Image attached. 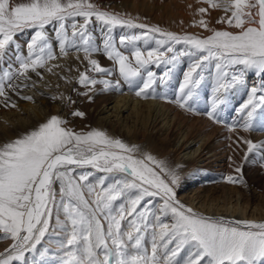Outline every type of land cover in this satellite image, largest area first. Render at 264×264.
Wrapping results in <instances>:
<instances>
[{
	"label": "snow or ice",
	"instance_id": "snow-or-ice-1",
	"mask_svg": "<svg viewBox=\"0 0 264 264\" xmlns=\"http://www.w3.org/2000/svg\"><path fill=\"white\" fill-rule=\"evenodd\" d=\"M204 2L213 9L223 6L225 13L231 12L226 21L221 18L217 22L227 23L239 31L213 29L206 38L179 36L100 11L87 0H28L21 3L0 0V60L6 56L18 33L33 29L27 56L18 60V74L24 76L30 69L35 71L37 67H43L55 58L45 33L46 26L56 27L60 51L66 55L65 21L83 17L79 32L75 30V23L72 28L73 37H80L86 56L102 52L118 66L119 76L129 84L142 78L146 71L147 79L142 81L143 86L136 95L147 98V90L155 83V73L147 70L148 65L154 62L171 65L177 60V54L164 60L165 52L159 48L148 50L146 57L144 51L135 48L131 52L133 63L117 48L111 36L117 25L147 28L148 33L162 37L156 43L160 47L167 45V53H174L175 44L189 46L179 53L194 57V60L184 74L177 104L182 109L190 108L189 101L203 79L201 73L212 61H215L216 69V94L227 91L233 82L243 83L240 76L232 75L229 79L226 69L230 67L243 66L244 70L264 74V0ZM198 11L204 14L207 10L200 8ZM93 16L105 25L102 49L95 45L87 30ZM199 23L208 29L203 19ZM140 38L121 37L119 44L127 47ZM71 43L72 47L81 50L75 39ZM89 64L96 73L113 74L96 59H90ZM167 75L165 72L164 76ZM13 78L10 71L3 73L0 96L5 95L3 81ZM79 83L85 87L98 83L105 89L111 87L110 81L97 80L84 73H81ZM257 91L256 87L251 89L247 102L239 110L246 117L242 125L246 132L253 130L254 113L264 105V95L257 96ZM223 103L220 95H215L209 119L219 122L216 112ZM73 115L83 117L84 113L75 111ZM66 123L53 115L34 130L0 147V233L4 234L0 240L10 238L13 241L9 249L0 253V264L23 261L25 252H35L49 231L54 214L56 224L66 234L61 243V264H181L176 257L185 250L187 256L183 264H264V222L226 220L197 213L177 199L174 186L178 185L179 176L163 161L120 139L111 138L103 131L76 133L65 127ZM229 130L235 129L230 127ZM243 142L247 144V153L257 150L261 167H264V144H255L251 140ZM86 165L100 172L120 175L110 184L100 178L93 185L89 181L90 173L75 174L77 168ZM235 171L240 173L241 168L237 167ZM227 182L243 183V180L228 176ZM148 197H159L162 203L156 208L146 201ZM125 220L127 225L122 226ZM149 236L150 249L145 244Z\"/></svg>",
	"mask_w": 264,
	"mask_h": 264
},
{
	"label": "bare ground",
	"instance_id": "bare-ground-1",
	"mask_svg": "<svg viewBox=\"0 0 264 264\" xmlns=\"http://www.w3.org/2000/svg\"><path fill=\"white\" fill-rule=\"evenodd\" d=\"M119 1L121 0H87L98 10L104 12L108 11L101 9L99 4ZM122 3L125 4L123 9L111 8L119 13L115 14V11L108 13L118 15L123 19H130L135 24L158 27L164 32L179 36L192 35L206 38L207 30L210 33L212 28L217 30V27L223 26L224 23H218V20L223 18L226 21L231 16V12H222L220 8H218L220 10L213 9L204 0H123ZM154 5L155 7L157 5V10H163V13L154 15ZM169 5L171 9H167ZM200 8H205L207 11L201 14L198 11ZM252 11L256 12L257 9H252ZM80 18L83 17L65 21L66 28H72V24H76ZM202 19L207 23L208 29L200 25L199 22ZM117 32L113 41L133 63L131 52L135 48L144 51L145 57L148 50L159 48V51L165 52L164 60L177 54V60L169 66L165 63L157 65L155 62L148 65L147 70L155 73V83L147 90V98L136 95V92L143 86L142 81L147 79L146 71L142 78H137L135 82L129 84L119 76L117 65L108 60L102 52L96 53V57L89 56L87 64L84 67L81 66L80 74L73 81L69 94L67 92L63 110H60L58 105H54L46 114L42 107L40 108V105L35 103V98H31L32 100L28 103L15 105V107L0 106V147L34 130L51 116H59L58 114L62 113L61 119L67 121L65 127L76 133L100 130L111 138L120 139L126 145L136 147L140 152L150 153L157 160L163 161L179 176V183L174 186L177 199L197 213L213 218L222 217L226 220L264 222V168H260L261 160L257 150L247 153V144L243 142L251 140L255 144H264V105L257 108L253 118L254 128L247 132L242 128L246 117L239 111L247 102L253 87L258 90L257 96L264 95V74L258 75L253 70H245L249 74L245 84L235 86L233 83L227 91L221 90L220 94H216L214 89L207 86L208 80L216 77L210 73L215 61H212L214 62L213 67L208 63L201 73L203 79L195 94L203 111L207 108L212 110L215 95H220L223 99L224 103L216 112L219 122H215L208 116L202 114L197 116L195 113L194 115L186 112V109L180 108L177 104L181 95L180 88L174 91L171 80L176 78V74L184 66L186 72L193 63L194 57L179 55L176 52L177 44L173 45L174 53H167V45L160 47L156 43L162 37L156 33H148L147 28H129L119 25ZM33 35V29H25L18 33L6 56L0 60V68L9 65L19 68L18 60L23 59L27 54L24 51L18 54L17 48L27 49V44ZM132 36L141 38L127 47L120 46L121 37ZM47 37L52 45L53 55L57 57L55 49L60 48V45L56 46L57 42L55 45L52 37ZM82 47L83 45H81V50ZM77 55L78 53L73 51L66 56L73 58ZM90 59H96L102 67L111 70L113 74L106 76L92 71V66L89 64ZM169 67L171 69L168 70ZM240 68L243 69V66L228 68L232 71L230 75L235 74ZM165 72L168 73L167 77L164 76ZM81 73L97 80L106 79L111 82V87L105 89L100 83L95 86H82L79 83ZM206 73L209 75L207 76ZM184 74L180 78V84L183 83ZM211 87L213 88V85ZM233 93L236 96L231 97ZM240 93H243V96L238 99L237 95ZM233 98L238 99V103H235ZM75 111L83 112L84 116H74ZM230 127H234L235 130L230 131ZM246 153L247 159L245 158ZM136 155L139 156L140 153ZM237 167L241 168L240 173L235 171ZM81 172L90 173L89 181L93 185L97 184L100 178H104L105 182L110 184L116 176L120 175L119 173L100 172L90 165L75 170L77 176ZM228 176L242 179L243 183H228ZM146 201L156 208L162 203L159 197H148ZM116 203L118 204L119 201ZM165 222L168 220L165 219ZM126 225L127 220L122 222V226ZM3 235L0 233V236ZM65 237L66 234L56 224L54 214L50 221L49 231L37 245V250L25 252L23 261H15L14 264H61V243ZM12 243L10 238L0 240V253L9 249ZM145 244L150 249V236L146 237ZM41 253L45 254L41 255ZM186 256L187 251H182L176 260L183 264Z\"/></svg>",
	"mask_w": 264,
	"mask_h": 264
},
{
	"label": "rangeland",
	"instance_id": "rangeland-1",
	"mask_svg": "<svg viewBox=\"0 0 264 264\" xmlns=\"http://www.w3.org/2000/svg\"><path fill=\"white\" fill-rule=\"evenodd\" d=\"M10 2L21 3V2H28V0H10ZM122 2L123 0L117 3H114V2L101 3L99 4V7L103 10L113 13L112 11H115V10H111V8L123 9L125 4H123ZM222 7L220 8L221 10L220 9L218 10L222 11L223 10ZM167 9H171V5H169ZM116 12L118 11H115V14ZM164 12H165V9H164ZM222 12H224V10ZM159 13H163V10L161 11L157 10V5H156V7L154 8L153 14L155 15ZM83 23H84V18H80L77 20V23H76L77 28L75 29L77 32H79L80 30L79 26ZM227 25H228L227 23H224L223 24L224 27L221 25L220 28L217 27L218 28L217 30L221 29V30H227V31H232V32L239 31V29H236L234 27H229V25L228 26ZM104 28H105V25L101 21H97L95 17H92L90 22L87 25L88 33H90L93 42L95 43L96 46L101 47V49H102L101 41L104 35V32H102V29ZM118 29H119V25L115 26L111 32V36L113 40L117 36ZM211 30H213V28ZM73 31L74 30L72 28L70 29L66 28L67 38H68L67 47H66V51H67L66 55H68V53L70 52L76 51L78 53L77 56L73 58H69V56H66L65 54L61 53L60 48L57 47L55 49V52H57L55 55L57 57L54 56L55 57L54 59L47 61V63L43 67H37L35 71L30 69L24 76H20L18 74V68H16L15 66L9 65V66L0 68V78L3 77V73L5 71H10L11 73L14 74V78L11 81H7V80L3 81L4 86H5V95L0 96V106L12 107L11 105H18L21 103L25 104L32 100V99H26V97H30V98H35L36 100L35 103L40 105V108L42 107L43 111L46 114L47 112H49V109L54 105H58L60 107V110H63V107H64L63 105H65V102L67 99V92L69 94L73 81L75 80L76 77H78L82 67H84L87 64L86 62H88V58H89V56L87 57L86 54H84L85 52H82L83 50L78 51L76 48L72 47L71 42L73 41V39H75L80 46L83 45L79 36L73 37ZM208 32L209 30H207L206 36H209L212 34L211 31L210 33ZM46 33H47V36H49L50 38L52 37L51 39H53L54 44L57 42L56 43L57 45L55 44L56 46L60 45V41L58 40L55 34L56 27L54 25L46 26ZM125 33H128V31H125ZM187 47L189 46L184 45L182 43L177 44L178 50H176V52L181 53ZM17 50L16 51L18 54L22 51H24V53L27 54V51H28L27 49H20V48H17ZM90 57L94 58L96 57V54H93ZM211 65L213 67L214 62H211L210 66ZM167 66H169V64H167ZM167 69L169 70L171 68L169 67ZM241 69L242 68H240L239 70H236L235 74L236 76H240L244 83V82H247L249 74L246 73L244 69L242 70ZM215 70L216 69L214 66V68H212L210 72L212 76H216ZM226 71H228L229 76H231L230 72L232 71L230 69H226ZM184 72H185V66L183 69H180V71L177 73L178 76L176 74V78L173 77L174 78L173 81L171 80V77H170L171 84L173 83L172 88L174 89V91H177L180 88V85H181L180 78L183 76ZM235 74H232V75H235ZM206 75L208 76L209 74L206 73ZM233 83H234L233 85L235 86L243 85V83H238V82H233ZM212 85H213V88L211 87ZM214 85H216V77L211 78V80L209 79L207 86H209V88L213 90L215 87ZM233 94L231 97L236 96L235 93ZM195 96L196 94L194 95L193 99L189 101V104L191 105L190 108H184V109L187 110L186 112H189L191 114L195 113L197 116H199L200 114L208 116V113L210 110L207 108V110L205 109V111H203L199 105V102H198L199 100L197 96L196 97ZM237 96H238V99H240L243 96V93L242 94L240 93ZM238 99L233 98V101H235V103H238L239 101ZM193 106L195 107L193 108ZM58 115L60 118L63 117L62 113H59ZM260 168H264V167H261V164H260Z\"/></svg>",
	"mask_w": 264,
	"mask_h": 264
}]
</instances>
